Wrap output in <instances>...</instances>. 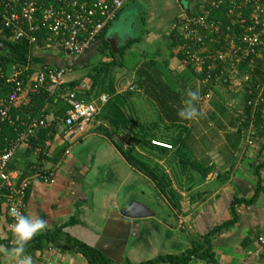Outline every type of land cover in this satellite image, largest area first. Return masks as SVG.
I'll list each match as a JSON object with an SVG mask.
<instances>
[{
	"label": "crops",
	"instance_id": "obj_1",
	"mask_svg": "<svg viewBox=\"0 0 264 264\" xmlns=\"http://www.w3.org/2000/svg\"><path fill=\"white\" fill-rule=\"evenodd\" d=\"M201 3L202 0H187L175 19L201 10ZM116 20L101 35L110 43L115 42L113 49L129 40L117 35L113 28ZM146 23L138 44L125 50L120 67H111L104 82L101 80L103 86L111 82L115 90L114 94H107L98 115L109 112V118L114 116L119 126L116 140L124 147L133 144L136 157L147 166L156 165L158 172L166 175L168 185L162 192L148 175L127 162L112 142L96 131L99 125L111 129L107 120L99 118L87 134L72 142H66L56 130L44 141L49 144L48 157L20 148L14 162L16 170L29 175L34 168H40L51 171L54 178L52 183L31 184L24 215L46 221L47 229L41 234L60 227L58 244L71 237L98 249L112 264L126 260L138 264L189 249L190 239L200 238L230 220L232 202L250 199L259 183L261 191L255 201L236 204L237 221L211 236L210 243L218 264H264V250L257 242L258 236L264 237V141L263 136L254 135L252 124H242L245 90L220 84L212 87L206 98V84L180 62L176 43L169 35L170 23L162 32L159 27H148L149 19ZM144 35L149 43L143 41ZM142 42L148 46L142 47ZM14 45L28 54L36 69L55 66L65 67L67 72L73 70L76 75L65 78L67 82H79L75 91L80 95L90 86L91 57L102 46L98 39L80 56L72 57L32 47L24 41ZM133 49L139 50L138 58L125 61ZM5 50L0 46L1 52ZM100 61L108 63L110 58L100 55L94 62ZM2 86L0 80V93L7 92ZM188 88L198 89L200 94L196 107L203 116L195 121H183L177 116ZM261 131L264 133V126ZM135 136L163 141L172 149L145 148L135 141ZM178 144L183 146L190 165L180 163ZM192 162L209 169L206 176L194 170ZM257 163L262 167L255 174ZM130 205L139 208L131 214L136 217L122 214ZM9 231L0 206V241L8 238ZM26 255L32 264H88L82 254L46 241L41 242L39 249L26 251ZM0 264L17 261L0 255ZM188 264L208 263L193 258Z\"/></svg>",
	"mask_w": 264,
	"mask_h": 264
},
{
	"label": "built area",
	"instance_id": "obj_2",
	"mask_svg": "<svg viewBox=\"0 0 264 264\" xmlns=\"http://www.w3.org/2000/svg\"><path fill=\"white\" fill-rule=\"evenodd\" d=\"M128 1L0 0V43L3 40L12 44L24 41L32 47L78 57L90 48ZM202 2L201 10L186 13L169 25V33L176 39L180 62L196 75L206 73L202 79L208 84L206 98L216 83L228 84L245 90L249 96L246 104L254 108L264 99V0ZM210 9L222 11L229 24L222 28L221 21L209 19ZM217 41L220 47H209V44L214 47ZM254 63L259 64L263 73L256 81H253ZM66 73L65 67L31 69L29 63L12 64L7 71L0 68V80L8 89L6 94L0 93V138L3 123L14 126L15 131L14 138L7 141L0 152V206L4 208L10 231L14 218L9 215V209L14 206L24 215L31 184L54 181L51 171L34 168L31 174L21 177L18 170L10 168L22 147L37 156L50 155L48 142L30 143L37 131L46 125L49 115L44 119L29 114L21 117V108L39 91L54 94L66 81ZM107 99L104 93L96 100H85L77 98L74 91L68 92L64 97L68 107L56 126L64 140L72 142L87 134L96 125L95 117ZM150 143L171 149L163 141L151 140ZM257 242L264 250V237L258 236Z\"/></svg>",
	"mask_w": 264,
	"mask_h": 264
},
{
	"label": "trees",
	"instance_id": "obj_3",
	"mask_svg": "<svg viewBox=\"0 0 264 264\" xmlns=\"http://www.w3.org/2000/svg\"><path fill=\"white\" fill-rule=\"evenodd\" d=\"M124 6L119 10L117 13V16L113 21L118 18L120 13L123 11ZM191 14V12H189ZM193 14V12H192ZM223 16V18H222ZM208 18L211 20H216L215 18H222V28L225 25H228L229 23L227 22L228 19L224 17V14L222 11H218L215 9H210ZM112 21V22H113ZM111 22V23H112ZM107 25L97 36L95 42L100 39L101 41V49L98 50L95 49V52H98L100 55H104L110 58V61L108 63H103L102 61L100 62H94L97 58L94 56L91 57V61L89 64H93L92 66V74H90V86L87 90H84L83 95H80L79 93H75L77 98H83L85 100H91L92 98H97L101 93H106L108 95L114 94V86L110 82L109 85L103 86L101 83V80L104 82L106 79V75L108 71L110 70L111 67L119 66L122 64L121 61H123V56L124 52L127 48H129L131 45L137 42L138 39L136 38H131L127 40L124 44H121L114 49L111 46V43L109 40H106L101 37L103 32H105L111 25ZM172 33V32H171ZM170 38L173 39L174 43H176L175 37L170 34ZM172 36V37H171ZM94 42V43H95ZM219 41L215 42L214 47L209 44L210 48L216 49L220 47V42ZM4 44V48L6 50L4 52L0 51V68H2L4 71L10 69V65H12L14 62H18L19 64L23 63H29L30 68L33 69L35 67L32 66L33 60L28 57L25 51L17 48L14 44L7 42V41H2ZM209 43V41H208ZM39 45H41L38 42ZM91 47V46H90ZM94 52V53H95ZM60 53V52H59ZM96 55V54H95ZM180 55V54H178ZM30 58V59H29ZM181 58V57H180ZM32 60V61H31ZM244 66V65H243ZM45 67H52V66H45ZM43 67V68H45ZM55 67V66H54ZM253 81L261 79L263 73L260 70V66L258 63H254L253 65ZM102 75V76H101ZM24 76V75H23ZM22 76V77H23ZM206 76V73H202L199 75L200 79H203V77ZM79 84V82L76 81H71L67 82L65 81L59 89L52 95H49L45 91H39L36 94H33L30 96V102L23 108H21V117L25 114H29L31 116H37V118L44 119L45 116L50 115L53 117L52 119H49L46 121V125L41 127L38 133L30 139V143L34 145H42L45 140L48 138H51L56 130H57V124L60 121V119L64 116L65 110L67 109V104L64 101V97L68 94L70 91L75 92L76 86ZM208 87V84L206 85ZM2 88H5V86H2ZM7 89V88H6ZM6 94V93H5ZM249 98L248 95L245 97V109L243 111V121L242 124L247 126L248 124H252L253 126V131L255 136H263V141H264V133H262V128L264 126V114L262 112L263 109V102L257 103L254 108L251 105H247L246 101ZM105 105V104H104ZM103 105V106H104ZM102 106V107H103ZM104 110V108H103ZM105 111V110H104ZM109 111V110H106ZM52 113V114H50ZM99 114V112H98ZM96 115V119L99 120L101 118L103 121L107 120L110 128H105L102 125H99L96 129L98 133L103 134L106 136L112 144L115 146V148L122 154V156L126 159L127 162H129L132 166L138 168L139 170H142L144 174L148 175L151 180H153L156 184V186L163 192L166 188L167 184V177L164 173L158 172V167L156 165L151 166L148 165L145 161H142L141 159L137 158L136 154L134 153V145H127L126 147L123 146L121 142L116 140L114 137L116 134V130L119 129V126L117 125L118 122L116 121V118L112 116L109 118L108 116L110 113L108 112L107 115ZM2 137L0 138V152L3 150L5 145L7 144V141L10 139L14 138V126H10L7 123L2 124ZM133 138V137H132ZM135 141L137 143H141V146H144L145 148H157L160 151H170V149H165V148H160L157 146H154L150 143V138L145 139L144 137H134ZM42 142V143H41ZM177 143H181L176 141ZM175 143V144H177ZM171 149H172V145ZM179 148L176 150V154L178 156V159L182 165H190V162L188 161L187 158H185V154L183 153V146L179 145ZM25 151H28L27 149L23 148ZM182 151V152H180ZM19 151L15 154L14 159L10 163V168L11 169H18V167L15 165V159L17 157ZM192 168L194 170H197L200 172L202 176H206V174L209 172V169L204 168V167H199L195 163H191ZM262 167L261 163H257L254 165V172L255 174H258L259 169ZM145 168H148V171L145 170ZM145 170V171H144ZM19 173L22 176L24 174L22 173L21 170H19ZM22 173V174H21ZM259 191H261V186L259 183H257L254 195L250 199H235L232 202V205L230 207L231 211V219L226 221L225 223H221L217 226H214L211 228L208 232H206L204 235H202L200 238H195V239H190V244L191 247L184 252L180 254H166V255H159L157 257L142 261L138 264H163V263H169V264H188L193 258H199L202 260H205L208 264H218L217 261L214 259V254L212 252L211 248V243H210V238L214 234H217L222 231V229L232 225L237 221V217L235 214V205L243 203L245 205H249L255 201V199L258 196ZM61 232V228H56L55 230L51 232H47L44 234H39L36 237L33 238L27 245H26V251L34 250V249H39L41 247V242L46 241V242H51L54 243L58 248L64 247V248H69L72 249L75 252H78L84 256L88 264H112L109 260V258L104 255L101 251L98 249L82 242L77 239L71 238V237H66L64 239V243L58 244L56 239L59 236ZM14 238L13 232L9 231V236L6 240L0 241V246H4L6 248H12L14 246V243H12V240ZM120 264H133L130 261L126 260L123 263Z\"/></svg>",
	"mask_w": 264,
	"mask_h": 264
},
{
	"label": "rangeland",
	"instance_id": "obj_4",
	"mask_svg": "<svg viewBox=\"0 0 264 264\" xmlns=\"http://www.w3.org/2000/svg\"><path fill=\"white\" fill-rule=\"evenodd\" d=\"M187 4V0L184 1V5ZM195 4L193 3L194 7ZM180 5L177 0H132L128 6H126L123 11L121 12L120 16L116 20V22L113 25L114 30L117 31V35L124 39L121 35V30L125 27L130 25V31L131 35L128 37L130 38H142L141 33L144 30V26H147L146 20H150V24L148 27L160 28V32L164 31V29L167 27V25L172 21H175L176 15L180 12ZM178 17V16H177ZM175 20H174V19ZM146 19V20H145ZM147 36V35H146ZM143 41L146 43H149L145 39V35L143 36ZM146 43H141L142 47H147L148 45ZM138 44V43H136ZM136 46L135 44L132 45ZM138 50V49H137ZM136 49H133L130 51L128 56L124 58L125 61L128 60H135V58H138V53ZM139 51V50H138ZM100 54H96L95 57L99 58ZM80 72V71H79ZM73 70H69L66 73V77L69 76H75ZM217 85H220L216 83L215 87ZM230 87L239 90L238 87H234L230 85ZM77 91H75L76 93ZM78 93V92H77ZM76 93V94H77ZM206 93V92H204Z\"/></svg>",
	"mask_w": 264,
	"mask_h": 264
},
{
	"label": "clouds",
	"instance_id": "obj_5",
	"mask_svg": "<svg viewBox=\"0 0 264 264\" xmlns=\"http://www.w3.org/2000/svg\"><path fill=\"white\" fill-rule=\"evenodd\" d=\"M121 35L124 39L131 35L130 25L121 30ZM185 95L183 107L178 110L177 116L183 121H195L201 118L203 113L196 107V102L200 100L199 90L188 88ZM9 215L14 218V223L11 225L14 246L11 249L0 247V255L15 259L17 264H32L31 257L26 255V245L47 229V223L39 217L23 215L14 206L9 209Z\"/></svg>",
	"mask_w": 264,
	"mask_h": 264
},
{
	"label": "water",
	"instance_id": "obj_6",
	"mask_svg": "<svg viewBox=\"0 0 264 264\" xmlns=\"http://www.w3.org/2000/svg\"><path fill=\"white\" fill-rule=\"evenodd\" d=\"M177 1H178L179 5L183 7L184 6V1H186V0H177ZM114 44H115V42H112L111 43L112 48L114 47ZM0 46H4V45H2L0 43ZM138 210H139V208H137L136 205L135 206L130 205L129 207H127L126 209H124V211H122V214L125 215V216H128V217L129 216L130 217H136V216H131V214H132L133 211L136 212Z\"/></svg>",
	"mask_w": 264,
	"mask_h": 264
}]
</instances>
